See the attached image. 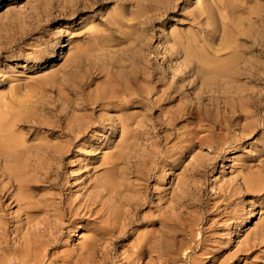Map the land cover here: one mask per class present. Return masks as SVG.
Masks as SVG:
<instances>
[{
	"label": "rangeland",
	"instance_id": "rangeland-1",
	"mask_svg": "<svg viewBox=\"0 0 264 264\" xmlns=\"http://www.w3.org/2000/svg\"><path fill=\"white\" fill-rule=\"evenodd\" d=\"M42 1L0 0L1 111L75 212L53 231L47 210L39 264H264V0Z\"/></svg>",
	"mask_w": 264,
	"mask_h": 264
},
{
	"label": "bare ground",
	"instance_id": "bare-ground-1",
	"mask_svg": "<svg viewBox=\"0 0 264 264\" xmlns=\"http://www.w3.org/2000/svg\"><path fill=\"white\" fill-rule=\"evenodd\" d=\"M41 7H43V6H41ZM44 10H45V8H44ZM70 10H72V9H70ZM66 14H68V13H66ZM45 24H46V22H45ZM30 29H32V27ZM139 37H141V36H139ZM112 97H115V96L113 95ZM112 97H111V95L108 96V98H112ZM0 101H1V99H0ZM0 104H1V102H0ZM20 107H21V109H19ZM20 107H18L19 111L24 110V107H23V109H22V106H20ZM27 107H29V106H27ZM13 109H15V108H13ZM13 109L11 107V110H13ZM27 109H26V111H27ZM1 110H2V106L0 107V240L5 239V237H7L6 235L8 233H14L16 236L15 240L17 241V246H19V247L13 248L11 250L12 258L9 259V261H8L9 263H11L12 261H16L17 264H39V261H40L39 259L42 258L46 254V248H43L36 241L37 240L36 238L38 236H41V234L44 232V228L46 229V227H48L47 224H45L46 223L45 218H47L46 215L49 214V213H47V210H50L53 213V217H54L52 220H50L49 228H51L52 230L54 229L56 231H60L62 229L61 223H62L63 219L65 218L66 213L68 212V215H70V218H72L74 216L75 212L73 211V209H71V206L68 205L67 212L64 213L65 209L61 207L60 201L57 200V198H58L57 196L56 197L50 196L47 198H43V196L40 195V193L47 188L46 183L49 181L48 177H46V172L44 171V168H43L44 167V160L43 159H44V153H45L44 144L38 143V145H36L34 149L32 147L28 148V147L24 146L23 143L20 141L21 133L17 132V130L15 129V126L20 121L17 122L14 119L15 118L14 117V111L11 112V113H13V115H10L11 113L7 114L8 116L9 115L13 116L12 117L13 121L11 120V122H10V121H8L9 119H6L4 117L3 112ZM7 112H9V111H7ZM16 116H17V114H16ZM18 116H20L19 112H18ZM21 116H24V115L21 114ZM10 119H11V117H10ZM20 126H22V125H20ZM23 126L24 127L27 126L26 122H24ZM37 128L39 130H41L40 127H37ZM53 130L55 132L58 129L54 128ZM126 139H128V138H126ZM54 146L57 147L59 145H57L55 143ZM117 146H121V143H120V145H117ZM59 157H60V155H58L57 151H55V158H59ZM102 161H104V159ZM104 163H105V161H104ZM108 164H107L108 165L107 170L105 169L106 171H108V170H114L115 171V169L116 170L118 169L116 167H119V165L116 166L114 163H108ZM60 167H61V165H60ZM113 178L114 177L112 175H109L108 177H104L103 179L100 178L96 184L92 185L91 187H92L93 191L90 190L89 195H88L89 202L94 203L97 201V199L100 201L104 197L103 193H110V194L118 193L119 185ZM120 182H123V181L121 180ZM244 185H245L246 190L254 191L256 189V186L254 185L253 181L244 182ZM120 194H118V195L120 196ZM183 195H184V193L182 194V196ZM12 206L14 208L16 207L15 208L16 209L15 210L16 216H14V218L15 219H17V218L21 219L22 218L21 222L23 221L22 223L24 224V228L18 227V225H15L14 228L11 226L8 227L9 224H11L13 221L9 220L6 217V215L11 216L12 213H10L9 211L13 210ZM129 220L132 221V218L128 217L126 219H123V221H129ZM34 223H36V224H34ZM118 223H120V222H118ZM38 225H41L44 228H40V227H38ZM124 233H126V232H124ZM154 234H155L153 237L154 241L152 243L151 242L148 243L147 246H149L156 253H158L160 250L161 251L166 250L168 248V244H167V239H166L167 237H164L165 236L164 231H162L160 229L157 232L155 231ZM15 240H14V242H15ZM54 245H55V243H54ZM144 246L145 245L143 243H141V242L139 243L140 249L143 248ZM51 248H52V246H51ZM0 250L1 251L3 250V247H1V245H0ZM82 251L87 252L86 256L87 257L89 256V258H90L89 260L92 259L91 258L93 256L92 246L89 243H82L81 244L80 252H82ZM43 252H45V254H43ZM54 254L52 256H54ZM49 255H51V254H49ZM82 259L85 262H89V260L86 258H82Z\"/></svg>",
	"mask_w": 264,
	"mask_h": 264
}]
</instances>
